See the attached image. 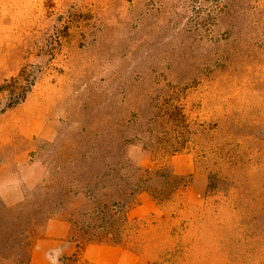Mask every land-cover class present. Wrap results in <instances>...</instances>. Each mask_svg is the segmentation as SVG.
I'll use <instances>...</instances> for the list:
<instances>
[{
  "label": "rangeland",
  "instance_id": "374dc122",
  "mask_svg": "<svg viewBox=\"0 0 264 264\" xmlns=\"http://www.w3.org/2000/svg\"><path fill=\"white\" fill-rule=\"evenodd\" d=\"M21 71L33 84L9 107L5 88ZM173 107L201 147L159 161L133 134ZM104 124L125 130L134 167L159 161L185 184L162 207L135 197L133 239L116 246L132 257L120 264H264V0H0V169L18 170L23 154L44 171L22 201L0 199V264H20L19 212L52 200L66 148L96 140ZM63 202L50 218L86 201ZM48 216L28 229L30 251ZM76 247L49 260L92 264ZM38 261L29 254L28 264Z\"/></svg>",
  "mask_w": 264,
  "mask_h": 264
},
{
  "label": "trees",
  "instance_id": "16d2710c",
  "mask_svg": "<svg viewBox=\"0 0 264 264\" xmlns=\"http://www.w3.org/2000/svg\"><path fill=\"white\" fill-rule=\"evenodd\" d=\"M12 82V88H5L13 101L9 107L25 99L33 79L21 71ZM105 118L108 120L109 115ZM183 118L181 107L157 112L151 118L153 123L138 132L141 136L133 134V139H140L142 146L159 161L183 151L187 143L201 147L199 136L195 139L188 137L190 132L182 122ZM168 124L180 128L178 136L170 133L173 129L168 128ZM94 134L96 140L80 139V142L66 148L65 157H61V164L56 166L61 172L50 187L52 193L46 194L52 200L44 198L36 207L20 210V220L16 226L20 237L16 259L19 258L20 264H28L29 261L30 243L27 233L36 221V215L47 211L49 219L52 212L64 211L63 201L68 196L80 194L86 201L83 208L74 209L68 217H62L73 231L70 238L77 244L79 252L90 244H110L125 248L133 239L130 232L135 220L128 217V211L135 204V197L144 192L162 207L169 204L178 191L184 188L182 179L159 161L145 169L134 167L126 161L123 148L129 138L125 136V130L104 124ZM5 221V233L10 236L14 221L8 214Z\"/></svg>",
  "mask_w": 264,
  "mask_h": 264
},
{
  "label": "crops",
  "instance_id": "0c3cea01",
  "mask_svg": "<svg viewBox=\"0 0 264 264\" xmlns=\"http://www.w3.org/2000/svg\"><path fill=\"white\" fill-rule=\"evenodd\" d=\"M23 160L18 170L0 169L2 174L8 178L7 184L0 182V199L6 206H12L24 199L27 191L32 190L44 178L43 165L41 162L26 156L18 155L16 158ZM4 179V178H3ZM14 196V198H12ZM83 197L82 195H71V199ZM70 225L62 218H50L43 226L42 235L37 238L31 247V258L39 259V264H53L49 260L55 256L63 258L76 254V244L69 238ZM83 256L92 264H120L121 259L132 255L125 250L113 245H88Z\"/></svg>",
  "mask_w": 264,
  "mask_h": 264
}]
</instances>
